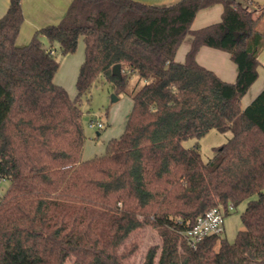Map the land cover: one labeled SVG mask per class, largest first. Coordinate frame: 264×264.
Instances as JSON below:
<instances>
[{
  "label": "trees",
  "instance_id": "trees-1",
  "mask_svg": "<svg viewBox=\"0 0 264 264\" xmlns=\"http://www.w3.org/2000/svg\"><path fill=\"white\" fill-rule=\"evenodd\" d=\"M224 8L220 22L193 30L199 12ZM246 0H181L158 7L134 0H72L56 25L17 40L22 0L0 18V264H128L127 241L146 226L162 239L144 264H264V90L242 100L259 78L264 31ZM187 37L185 61L176 60ZM45 38L49 44L46 48ZM75 98L56 83L62 56L80 40ZM202 47L226 52L235 83L199 65ZM54 51V54H52ZM121 65L122 77L113 75ZM138 78L122 135L102 156L84 159L82 98L104 78L116 94ZM231 133L205 161L199 142ZM254 195L258 198L250 200ZM248 200L234 243L210 236L192 248L188 225Z\"/></svg>",
  "mask_w": 264,
  "mask_h": 264
},
{
  "label": "rangeland",
  "instance_id": "rangeland-1",
  "mask_svg": "<svg viewBox=\"0 0 264 264\" xmlns=\"http://www.w3.org/2000/svg\"><path fill=\"white\" fill-rule=\"evenodd\" d=\"M250 10L254 18L261 15V9L256 5H251ZM258 29L264 31V17L259 21ZM43 43L46 48L49 44L45 38ZM57 58L61 62L60 69L56 76V83L63 86L72 98L76 97V65L84 58V44L81 39L75 54L62 56L58 46L55 47ZM80 68V65H79ZM79 70V69H78ZM138 78L133 76L130 80L126 93L116 94L113 86L104 78H100L93 86L91 92L82 98L83 124L87 137L83 151L84 159H92L96 156H102L106 152V145L114 138H118L125 130L127 120L133 107V95L139 89ZM117 97V101L113 102V98ZM92 122L102 123L104 128L98 130L91 126ZM100 136H97V134ZM231 138V133H220L216 130L211 131L201 140H189L184 143L185 147L190 148L196 142H199L200 151L205 161L214 155V149L222 146ZM10 183L3 181L0 187V198L4 196ZM254 195L250 200L257 199ZM248 200L244 201L237 208L233 209L224 218L225 233L222 236L229 243H234L239 231L243 229L241 215L246 210ZM162 239L159 232L152 226H146L140 231L131 235L127 241V246H134L132 256L128 260V264H144L146 256L150 248L161 247ZM159 254L155 260L158 263ZM71 264V263H68Z\"/></svg>",
  "mask_w": 264,
  "mask_h": 264
},
{
  "label": "crops",
  "instance_id": "crops-1",
  "mask_svg": "<svg viewBox=\"0 0 264 264\" xmlns=\"http://www.w3.org/2000/svg\"><path fill=\"white\" fill-rule=\"evenodd\" d=\"M140 3L165 7L176 4L181 0H134ZM250 4L264 6V0H246ZM72 0H22L25 21L21 28L17 40L18 46L27 45L33 38L36 31L49 25H56L65 16ZM10 5V0H0V18L6 15ZM224 8L216 5L198 13L193 22L192 29L201 28L216 24L221 21ZM192 38L187 37L177 53L176 60L184 62L188 51L191 48ZM84 60V58H83ZM82 60V62H83ZM260 67L258 69L259 78L251 87L242 100L243 107L250 105L257 96L264 90V48L259 56ZM199 65L214 72L222 81L235 83L238 75L236 64L231 60L226 52L215 50L209 47H202L197 54ZM81 60L76 65V75L79 72ZM97 136H100L98 133Z\"/></svg>",
  "mask_w": 264,
  "mask_h": 264
},
{
  "label": "built area",
  "instance_id": "built-area-1",
  "mask_svg": "<svg viewBox=\"0 0 264 264\" xmlns=\"http://www.w3.org/2000/svg\"><path fill=\"white\" fill-rule=\"evenodd\" d=\"M54 54V51H52ZM91 126L102 130V123L92 122ZM225 214L222 209L215 208L209 211L205 216L199 217L194 224L188 225L183 233V238L192 248H196L198 244L210 236H223L225 233L224 224Z\"/></svg>",
  "mask_w": 264,
  "mask_h": 264
},
{
  "label": "water",
  "instance_id": "water-1",
  "mask_svg": "<svg viewBox=\"0 0 264 264\" xmlns=\"http://www.w3.org/2000/svg\"><path fill=\"white\" fill-rule=\"evenodd\" d=\"M113 75L118 77V78H121L122 77V67L121 65H116L113 67ZM117 97L114 96L113 98V102L117 101Z\"/></svg>",
  "mask_w": 264,
  "mask_h": 264
}]
</instances>
